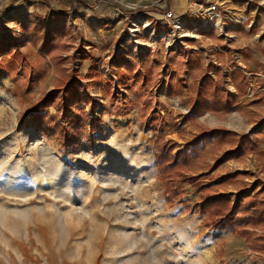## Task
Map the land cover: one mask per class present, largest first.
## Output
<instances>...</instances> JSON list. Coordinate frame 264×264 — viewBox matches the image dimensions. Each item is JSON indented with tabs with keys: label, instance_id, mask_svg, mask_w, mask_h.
I'll list each match as a JSON object with an SVG mask.
<instances>
[{
	"label": "rangeland",
	"instance_id": "374dc122",
	"mask_svg": "<svg viewBox=\"0 0 264 264\" xmlns=\"http://www.w3.org/2000/svg\"><path fill=\"white\" fill-rule=\"evenodd\" d=\"M207 76L230 110L196 113ZM160 139L191 155L175 193ZM248 196L264 206V0H0V264H264Z\"/></svg>",
	"mask_w": 264,
	"mask_h": 264
},
{
	"label": "trees",
	"instance_id": "16d2710c",
	"mask_svg": "<svg viewBox=\"0 0 264 264\" xmlns=\"http://www.w3.org/2000/svg\"><path fill=\"white\" fill-rule=\"evenodd\" d=\"M61 15V13H58ZM235 78H243V82L241 86L239 87V92L242 93V88L246 86V79L244 74L242 72H235ZM69 83V82H68ZM70 84V83H69ZM203 90L199 95V108L196 110V113H201L205 111H211V112H226L230 110L233 107V101L232 99L227 96V94L220 90L218 84L214 81V79L211 76H207L203 82ZM71 87V86H70ZM234 99V98H233ZM79 101V100H77ZM71 107L63 108L68 113V117L66 116L64 119L66 120V125H75L79 123V118L82 116L79 112H81L80 109L71 110ZM83 117L85 119H91L87 113L83 112ZM190 120H193L192 118H189ZM92 121V120H91ZM94 121V120H93ZM92 121V123H93ZM95 122V121H94ZM101 122V121H98ZM60 124V123H58ZM201 125V124H200ZM60 126V125H59ZM70 126V127H71ZM201 135L202 136H212L215 137L218 141H225L226 139L235 138L236 135L230 134V131H228L226 128H208L204 125H201ZM69 135L64 134L63 139L68 141L70 138ZM173 142L160 139V142L158 144V154H157V161L159 166H165L168 168L167 170V176H165L164 179L167 180V183L169 184L167 187L168 193H175L177 189V181H183V182H191L194 180L192 176H187L186 170L184 166L189 164V159L191 158V155L181 153L178 158H175L172 155V149L171 145ZM169 174V175H168ZM178 174V178L174 179L172 178V175ZM167 177V178H166ZM196 192L198 193V196L203 194L205 191H207L209 188L206 187V185L197 184L195 183L193 185ZM209 198H212V200H209ZM248 199L250 201L249 206L252 208L250 211H246L249 216L248 218H244L249 223L255 224V223H261L264 221V206L260 204V202H257L255 198L247 197L244 198L245 201ZM260 204V205H259ZM198 206L201 208V211L204 212L207 217L206 221H209L211 218L216 219L215 226L217 228L223 227H229L232 226L236 222V218H234L235 214L229 215V209L230 204L228 201H226L223 197H207L205 198L201 204H198ZM247 210V208H246ZM234 212V211H233ZM224 218H227L224 220ZM218 219V220H217Z\"/></svg>",
	"mask_w": 264,
	"mask_h": 264
},
{
	"label": "bare ground",
	"instance_id": "6f19581e",
	"mask_svg": "<svg viewBox=\"0 0 264 264\" xmlns=\"http://www.w3.org/2000/svg\"><path fill=\"white\" fill-rule=\"evenodd\" d=\"M133 172H134V170H132V169H127V170L125 171V173H126L127 175H133Z\"/></svg>",
	"mask_w": 264,
	"mask_h": 264
},
{
	"label": "built area",
	"instance_id": "2783aa9c",
	"mask_svg": "<svg viewBox=\"0 0 264 264\" xmlns=\"http://www.w3.org/2000/svg\"><path fill=\"white\" fill-rule=\"evenodd\" d=\"M216 7L215 6H213L212 8H211V10H213V11H216ZM168 17H172V15H170V14H168Z\"/></svg>",
	"mask_w": 264,
	"mask_h": 264
}]
</instances>
